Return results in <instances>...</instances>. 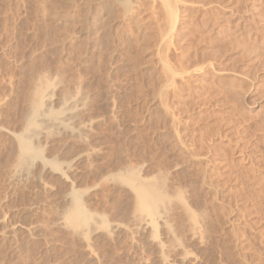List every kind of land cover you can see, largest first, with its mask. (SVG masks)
<instances>
[{
  "label": "rangeland",
  "instance_id": "rangeland-1",
  "mask_svg": "<svg viewBox=\"0 0 264 264\" xmlns=\"http://www.w3.org/2000/svg\"><path fill=\"white\" fill-rule=\"evenodd\" d=\"M126 1L0 0V264H264V0Z\"/></svg>",
  "mask_w": 264,
  "mask_h": 264
},
{
  "label": "bare ground",
  "instance_id": "bare-ground-1",
  "mask_svg": "<svg viewBox=\"0 0 264 264\" xmlns=\"http://www.w3.org/2000/svg\"><path fill=\"white\" fill-rule=\"evenodd\" d=\"M124 1H126V0H124ZM161 1V3H162V7H164V9H165V11H166V13L168 14V19H169V28H168V34L167 33H165L164 34V36H162L163 38H165V36L166 35H168V37H167V39L165 40V41H167V43H169V42H171V41H169V37H172V32L174 31V29H175V26H176V22H177V19L179 18L178 17V12L179 11H177V7L175 6L176 5V2L174 1V0H160ZM127 2V1H126ZM129 2V1H128ZM127 2V3H128ZM155 2V1H154ZM178 2V1H177ZM130 3V2H129ZM129 12V11H128ZM125 13H126V11H125ZM131 13V12H130ZM138 14V13H137ZM162 32V31H161ZM161 34V33H160ZM171 34V35H170ZM129 37V36H128ZM170 40H172V38H170ZM166 48V47H165ZM175 54V53H174ZM172 56V55H171ZM174 56V55H173ZM169 57V56H168ZM168 59V58H167ZM172 60V59H171ZM176 60V59H175ZM163 61V60H162ZM179 61V60H178ZM175 62V61H174ZM205 63V62H204ZM210 63V62H209ZM212 63V62H211ZM174 64V63H173ZM207 65V64H206ZM177 66V65H176ZM199 67V66H198ZM210 67V66H209ZM173 68H175V67H173ZM177 68V67H176ZM211 68H212V66H211ZM216 68V67H215ZM165 69L167 70V75H168V77L166 78V79H169V81H171V83H175L174 81V79H176V72H175V70H173V69H171V66L169 67L168 65H165ZM201 69V68H200ZM204 69V68H203ZM207 69V68H206ZM195 70V69H194ZM182 71V70H181ZM180 71V72H181ZM183 72V71H182ZM190 72V71H189ZM184 74V73H183ZM186 74V73H185ZM191 74V73H190ZM187 75V74H186ZM154 77V76H153ZM186 78V77H185ZM165 79V80H166ZM157 80V79H156ZM168 81V82H169ZM167 83V82H166ZM170 83V82H169ZM168 83V84H169ZM191 83V82H190ZM157 84V83H156ZM157 85H159V84H157ZM173 85V84H172ZM174 85H176V84H174ZM183 85V84H182ZM162 86V85H161ZM167 86H169V85H167ZM166 86V87H167ZM158 87V86H157ZM160 88H162V87H160ZM174 88H175V86H174ZM156 89V88H155ZM172 89V88H171ZM176 89H177V87H176ZM159 90V89H158ZM160 91H162L161 89H160ZM163 92V91H162ZM175 92V91H174ZM178 93V92H177ZM176 93V94H177ZM164 94H166V93H164ZM175 94V95H176ZM154 95V94H153ZM180 95V94H179ZM162 96V95H161ZM177 96V95H176ZM155 97V96H154ZM159 97V96H158ZM167 98H168V96H167ZM156 99V98H155ZM204 99H205V97H204ZM162 100V99H161ZM164 101H162L161 103H163ZM197 102V101H196ZM205 102V101H204ZM166 104V103H165ZM156 105V104H155ZM163 104H161V106H162ZM194 105V104H193ZM160 106V105H159ZM169 108V107H168ZM153 109V108H152ZM163 109V108H162ZM165 110H166V108H165ZM164 110V111H165ZM168 110V109H167ZM152 111V110H151ZM161 111V110H160ZM172 111V109L170 110V112ZM156 112V111H155ZM169 112V113H170ZM192 112V111H191ZM167 113V112H166ZM165 113V114H166ZM174 114V113H173ZM172 114V115H173ZM170 115V114H169ZM171 115V116H172ZM168 117H170V116H168ZM175 119V118H174ZM161 122V121H160ZM198 133V132H197ZM192 134V133H191ZM200 139V138H199ZM183 140V139H182ZM181 140V141H182ZM204 140V139H203ZM208 142V141H207ZM182 153V152H181ZM180 153V154H181ZM182 156V155H181ZM206 157V156H205ZM206 160V159H205ZM184 162V161H183ZM136 179V178H135ZM134 179V180H135ZM138 183L140 184V182L138 181ZM138 184V186H137V197H139V201H140V205L143 207V208H149V207H152V206H156L157 204H159L160 202H162V200L163 199H166L165 198V196L163 195V194H161V192H160V190L159 189H155V187L154 188H152V187H146L145 185H143V184H140L139 185ZM159 187V186H158ZM164 193V192H163ZM166 195V194H165ZM78 204V203H77ZM160 205V204H159ZM78 206V205H77ZM78 208V207H77ZM79 208H80V206H79ZM78 208V209H79ZM156 208V207H155ZM81 209V208H80ZM82 214V213H81ZM81 217V216H80Z\"/></svg>",
  "mask_w": 264,
  "mask_h": 264
}]
</instances>
